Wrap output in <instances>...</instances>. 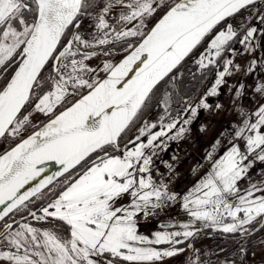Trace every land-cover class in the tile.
Returning <instances> with one entry per match:
<instances>
[{
    "label": "snow or ice",
    "instance_id": "6c2138e0",
    "mask_svg": "<svg viewBox=\"0 0 264 264\" xmlns=\"http://www.w3.org/2000/svg\"><path fill=\"white\" fill-rule=\"evenodd\" d=\"M255 2L178 0L146 35L141 31L144 21L164 6L163 0L123 4L128 12L119 20L130 26L119 30L106 19L110 5H105L95 16V34L85 39L79 32V17L91 15L88 9L95 0H0V69L6 74L15 66L0 87V138H18L36 128L0 154V261L115 264L119 259L156 264L183 254L181 245L193 249L187 242L199 234L197 222L214 231L242 235L250 234L249 226L258 218L264 226V180L258 182L259 186L250 183L243 192L238 187L257 161L264 163V104L253 110L255 122L246 115L234 132L243 140V150L232 143L182 197L170 192L162 177L156 180L152 176L153 159L146 154L149 149L155 154L165 146L156 143L158 138L175 140L185 134L186 128L178 127L179 117L161 124L160 131L152 132L156 125L145 124L122 155H110L106 150H120L121 135L133 124L157 85L206 38L210 36L195 61L201 70L217 64L222 53H235L231 43L238 30L227 21ZM256 18L264 24V13ZM257 31L255 26L249 27L240 37L245 52L254 51ZM260 31L264 33V28ZM141 36L137 46L128 44L129 54L118 64L104 61L107 78H91L89 74L95 69L87 61L99 54H113L104 46H123V42ZM255 63L250 62L249 71ZM233 67L240 68L233 59L225 58L206 96L218 94ZM83 89L88 90L86 94L56 114L58 107L68 104L70 97ZM255 90L264 93V85ZM167 101L165 97V108ZM28 107L31 112L26 111ZM198 108L209 109L210 105L205 98L197 106L189 104L184 111L191 116L183 120V125L191 123ZM33 113L51 118L42 126L34 125ZM98 151L103 155L91 160L78 178L65 181L63 190L49 199L56 192L58 178L87 163ZM49 162L59 166L58 170L40 178ZM126 196L129 203L116 206ZM178 199L188 221L164 225L165 230L155 232L152 239L137 234V215L155 214V210ZM31 221L50 226L37 227ZM197 252L186 258V264H203Z\"/></svg>",
    "mask_w": 264,
    "mask_h": 264
},
{
    "label": "rangeland",
    "instance_id": "374dc122",
    "mask_svg": "<svg viewBox=\"0 0 264 264\" xmlns=\"http://www.w3.org/2000/svg\"><path fill=\"white\" fill-rule=\"evenodd\" d=\"M168 2H171V0H169ZM173 3L167 6L166 9L170 7ZM166 9L163 10L162 13L157 18L150 21L148 29L157 19L161 18V15L166 11ZM146 27L147 26L144 25L141 31L146 30ZM246 30L247 28L242 32L241 36ZM231 48L236 50L235 53H223L222 54V58H219L218 60L215 77L212 80V82L204 90H201L200 92H198V94L193 95L189 97L188 99L186 98L187 101L184 104L183 108L179 109L175 116H170L163 121V124L166 125L172 120H176L179 117V125L184 126L186 128V132L184 134V136H186L187 134L190 133L191 129L198 127L199 125L202 126L207 121L210 122L211 120H215L214 124L211 126V130H209V134L206 136L204 140V144L200 147L201 149L199 148L200 152H197V155L195 157L191 158L188 156L185 159L187 170L188 169L190 170L192 167H194L195 170L198 172L195 178L190 183L187 191L191 189L198 180H200L203 176H205L210 171L212 163L216 159H219L220 156L229 149L232 143L239 144V146L243 150L244 148L243 140L237 139L234 133L228 134L225 131L224 127L222 126V122L224 121L228 122L231 126L235 127L237 130V128L241 125L246 115L249 117L251 122H255L257 117L255 115H252L253 110H255L258 105L264 104V93H257L255 90L258 85H264V53H263V50H261V48H255L254 51L245 52L243 46L240 45L239 43L236 47H231ZM241 51H244L245 53H247V55L249 56V61H247L246 64L242 68L241 67L239 68L240 71H238L235 67L232 68L231 74L225 77L226 82L222 84L221 86H219L217 95L206 96V93L211 88V86L214 84L215 79L217 78V72L223 69L224 59L231 58L234 60L235 65H237L238 61H240L241 63V61L243 60V57L241 55L237 56V54ZM252 60H255L256 63L255 65L251 66V71H249L248 69L250 66V62ZM236 73L242 75V80L237 86V88L233 90L234 83H232V80H233V77L236 75ZM176 74L177 73L173 71L169 75V78H168L169 83H172L175 81L174 78ZM98 78L99 77L97 76L95 80H97ZM241 85H243L242 88H241ZM237 92H239L240 94L237 95ZM163 93L165 97L168 98V101H170L169 98L171 97H169L170 94L167 92V90H165ZM224 96L227 97L226 103H224L225 102ZM201 98L206 99V102L210 105V108L209 109L198 108L197 115L194 118H192L191 123L188 125H183V120L188 119L191 116V113L190 112L185 113L184 109L189 104H191L192 106H197ZM217 104L221 105V107L217 108L216 107ZM160 106H162L164 110L166 111V108L164 105L160 104ZM246 106L248 107L247 109H246ZM243 109H246V114L242 117L241 122L239 124H236L234 122V118L237 116V114L239 115ZM26 111L31 112L32 109L29 107V108H26ZM46 118L47 116H43L37 113L36 114L33 113L31 117L33 124L35 123L39 124L41 123V121L45 120ZM160 127L155 130H151V131L152 132L160 131ZM176 130L177 129L172 130V133L170 134H174ZM146 137L147 135L145 136L144 139H146ZM7 138H10V137H7ZM11 139L14 140V138H11ZM164 139H165L164 137H160L158 138L156 143L160 144L161 142H163ZM209 153H211V158L209 157ZM122 154H123V151L115 152L110 155H122ZM146 154L152 156L153 165H152L151 171L153 173V172H156V170H159L162 167L163 163L165 165L167 161V156H172L173 151L172 149H168L166 151L164 147H160L155 151V154H153L151 149L147 150ZM262 180H264V163H260L259 161H257L254 164V166L250 169L247 178L239 182L238 187L242 188L241 190L243 192V190H245L250 183H254V182L258 183ZM258 186H259V183H258ZM185 193H182V194L179 193L178 196L182 197ZM128 203H129V197L127 196L124 197V199L120 201V205L121 204L126 205ZM147 218H151V219H144L141 217V214H139L137 215V217H135V220H136V225H137V234L146 236L149 239L153 238V234L155 232L165 230L163 227H158V226L156 227L155 225L156 222H159L161 220H170L172 218H184L188 220L190 219L187 216V214L182 210L179 199L174 204L166 205L162 209L155 210V214H152L151 216ZM257 221H255L254 223H256ZM226 222H230V220ZM207 228H210V227H207ZM204 229H206V227H203V230ZM168 230L173 231V230H179V229L169 228ZM220 232L224 233L223 231H220ZM200 237L202 239L201 241H203L201 243L203 247L199 246L198 244L199 238H196L193 242V249L191 252V257L193 256L194 250H198L197 255L199 256V259L202 262H204L203 258H205L206 253L214 252V249L209 241V239H211V234L202 233ZM151 246H154L157 248L168 247V245H151ZM181 247H185V245H181ZM243 250H244L243 251L244 256L247 258L248 261H255L256 259H259V258L264 259V240L259 241V242H254L250 244L249 246H246L245 248H243ZM187 255H188V251L185 248V251L182 254V256L183 258H185L187 257ZM173 259L174 257L166 258L162 262H156V264H171L173 262ZM0 263L6 264V262L4 261H0ZM117 264H133V262H127V261H122L118 259Z\"/></svg>",
    "mask_w": 264,
    "mask_h": 264
},
{
    "label": "flooded vegetation",
    "instance_id": "af4514ba",
    "mask_svg": "<svg viewBox=\"0 0 264 264\" xmlns=\"http://www.w3.org/2000/svg\"><path fill=\"white\" fill-rule=\"evenodd\" d=\"M168 1L169 0H164L163 1L164 6L158 9L155 12V14H153L151 17H147L145 19L144 25H146L147 27H146V30L142 31L143 34L148 30L150 21L157 18L162 13V11L166 9L167 6H169L171 3L175 2L176 0H171V2H168ZM129 2H131V0H122V3L118 2V0H95L94 6L88 9V12L91 13V15H82L79 17L80 34L85 39L92 38V36L95 34V16L100 11V9L103 8L105 5H110L109 11L106 15V19L108 20L109 24L114 25L117 28V30L123 27L130 26V25L120 23V20H119L122 14H127L128 12V9L123 7V4H127ZM258 13H264V0H256V2L253 5L249 6L246 9L241 10L240 13H238L236 16H234L233 18H230L227 21L228 23L233 24L234 28L238 30V36L235 38L234 42L231 43V47H236L238 45L240 36L246 28L255 26L258 29V31L255 34V40L253 42L254 49L261 48V50H263V53H264V33L260 31V29L264 28V24H261L259 19L256 18ZM219 27H223V25ZM219 27L216 29V31L219 30ZM210 35H214V33ZM209 38L210 36L206 38L199 46H197L196 49H194L195 51L193 52V57H196L194 61H196L199 58V54L202 52V49L205 47V44ZM138 39H140V37L131 38L128 41L123 42V46H121L120 43H117L115 47H112L110 45L104 46L105 50H108L109 48H111L113 54L109 56L99 54L97 56L92 57L91 60L87 61L89 66L95 69L93 73L89 74L91 78L95 79L97 76L98 77L102 76L105 73V71H103L104 61L107 60V61H110L112 64H114V62L122 54H124L125 52L129 50L127 47L128 44L131 43L132 45H134L136 41H138ZM238 55H241L243 57V60L241 61V63L240 61H238V64H237L242 68L246 64V62L249 61V56L244 51L239 52L237 56ZM217 60H219V58H217ZM217 65L218 64H214L210 66L208 69H203L204 71H202L199 68V66L196 63H194L193 68L195 71L193 70L194 71L193 73L197 75L200 80L206 79L207 76L211 75L212 73L213 75H211V77L213 79L215 76ZM49 67H46V69L44 70L45 77H47V75L49 74ZM11 71H12V68H9L8 72L5 74L3 73V70L0 69V87H2L4 83L7 81ZM181 71L182 69L180 70V72ZM237 73L233 77V80H232V83H234L233 90L237 88V86L242 80V75L237 74ZM84 90L85 89H83V91ZM79 93H77L76 95H78ZM76 95L70 97L69 102H71L76 97ZM158 101H160V98ZM61 107L62 106H60L59 108ZM151 108H152L151 105L147 102L142 110L149 112ZM142 110L138 114L137 118L134 120L133 124L125 131V133L121 135L119 139L120 150L116 151L113 148H107L106 150L109 152V154H112L115 152H122L125 147L132 146L131 144H129V141L134 140V138L137 135H139V129L143 127L145 124H148V125L154 124V122L150 124V122L147 121V119L145 120V116H144L145 114H142ZM244 113L245 111L243 109L239 115L243 116ZM234 120H236V124H239L241 122V119L234 118ZM34 125H36V123ZM159 127L160 125L159 126L156 125V127L153 129H150V131L155 130ZM18 138H14V140L11 138L6 139L5 141H7L9 144H5V142L0 143L1 146H3V148H1L0 153L3 152L5 149H7L9 145L14 143ZM144 138L145 137H141V139H144ZM100 154L102 153L98 151L96 154H93L90 157L87 163L82 164L81 166L77 167L74 171H70L68 174H65L64 176L58 178L54 184V187L56 188V192L54 195L50 196L49 199L55 198V195H58L59 192L63 190L65 181L69 180L70 178L72 180L77 178L78 175L81 174L85 170V168L90 165L91 160H95L96 157ZM40 206H41L40 204L36 205V207H40ZM116 206H120V202ZM141 217L144 219H151V218H147L143 216V214H141ZM260 219L261 218H259L258 221L254 223L253 225H250L249 227L250 234L248 235H242L239 232L222 233L218 230L214 231L210 228H206L203 230V226L201 225V223L197 222L195 226L196 228L200 229L199 234L196 237L190 239L187 243L193 244L194 240L196 238H199L198 244L200 247H203L201 244L203 241H201L202 239L200 235L202 233L211 234V239H209V241L211 245L213 246L214 252L206 253L205 258H203L204 260L203 264H264V259L262 258L256 259L255 261H248L247 258L244 256V253L241 252V249L245 248L246 246H249L250 244L254 242H259V241L264 240V226H261ZM31 222L33 223L34 226L41 227V228L50 226L44 222H39V223L36 221H31ZM251 229H255V231H251ZM223 242L224 244H222ZM184 248H186V250L188 251L187 257L183 258L182 254L178 256H174L173 262L171 264H186V258L191 257L192 249H188L187 244H185ZM117 263H118V259L115 261V264Z\"/></svg>",
    "mask_w": 264,
    "mask_h": 264
},
{
    "label": "trees",
    "instance_id": "16d2710c",
    "mask_svg": "<svg viewBox=\"0 0 264 264\" xmlns=\"http://www.w3.org/2000/svg\"><path fill=\"white\" fill-rule=\"evenodd\" d=\"M195 50H193L194 52ZM193 52L191 54H193ZM190 54V55H191ZM190 55L186 57L180 65L177 66L176 69L173 71H176L178 69H182V71L178 74H176L174 78V82L169 83L168 78L169 75L161 81L156 89L154 90L151 99L148 101V103L151 105V110L149 112L142 110V114H145V119L147 121L153 120L154 125L161 126L163 124V121L167 119L170 116H173L174 113L181 109V107L184 106L186 103V100H182L183 97H187V99L193 95L198 94L201 90H204L207 85L212 80L211 75H208L206 79L200 80L197 75H195L193 72L195 71L193 68L194 63L190 59ZM12 70L15 68V66L11 67ZM215 69V68H214ZM194 70V71H193ZM204 71V70H202ZM12 72V71H11ZM10 72V73H11ZM169 90L171 95V104L169 106V113L165 116H163L164 108L160 106V103L158 102L161 94L163 91ZM59 108V107H58ZM58 108L56 110H58ZM163 118V119H161ZM3 139V140H2ZM6 139H9L7 137L0 138V143L5 142V144H9ZM3 146L0 144V151ZM156 227H162L160 222L155 223ZM224 244V242L222 243Z\"/></svg>",
    "mask_w": 264,
    "mask_h": 264
},
{
    "label": "built area",
    "instance_id": "2783aa9c",
    "mask_svg": "<svg viewBox=\"0 0 264 264\" xmlns=\"http://www.w3.org/2000/svg\"><path fill=\"white\" fill-rule=\"evenodd\" d=\"M210 124L196 129L189 137L183 139L175 147V154L167 157L165 165L163 164L159 170L151 173L152 176L159 180L161 177L168 185L170 192L182 193L184 192L195 173H188L185 159L189 157H195L199 148L204 143V139L209 132ZM174 140H166L165 146L168 147ZM170 166V167H169Z\"/></svg>",
    "mask_w": 264,
    "mask_h": 264
},
{
    "label": "water",
    "instance_id": "95a60500",
    "mask_svg": "<svg viewBox=\"0 0 264 264\" xmlns=\"http://www.w3.org/2000/svg\"><path fill=\"white\" fill-rule=\"evenodd\" d=\"M176 2H178V0H176L172 5H174ZM172 5H171V6H172ZM167 9H168V8H167ZM167 9H166V11H167ZM166 11H165V12H166ZM165 12L161 15V18H162V16L165 14ZM161 18H160V19H161ZM160 19H157V20L151 25V27L148 29V31H147L144 35H146V34L151 30V28H152V27H153V26H154V25H155ZM141 40H142V37H141V38L139 39V41L135 44V46H137V45L141 42ZM206 45H207V42H206V44H205V47H206ZM205 47L202 49V52L205 50ZM202 52H201V53H202ZM127 53H129V52H127ZM127 53H126V54H127ZM126 54H125V55H126ZM125 55H123L120 59H122ZM195 58H196V57H193V56L190 57L191 61L194 62V63H195V61H194ZM120 59H119V60H120ZM119 60H118V61H119ZM118 61H117V62H118ZM117 62H116V63H117ZM116 63H115V64H116ZM134 67H135V66H134ZM14 70H15V68H14ZM14 70H13V71H14ZM13 71H12V72H13ZM11 74H12V73H11ZM106 74H107V73H106ZM131 75H134V72L129 74V78H130ZM10 76H11V75H10ZM10 76H9V78H10ZM104 76H105V75H104ZM104 76H103V77H104ZM103 77H102V78H103ZM9 78H8V79H9ZM126 79H127V78H126ZM6 82H7V81H6ZM6 82H5V83H6ZM5 83H4V84H5ZM3 86H4V85H3ZM3 86H2V87H3ZM83 94H84V93H83ZM80 96H81V95H80ZM76 99H77V98H76ZM76 99H75V100H76ZM75 100H74V101H75ZM74 101H73V102H74ZM73 102H71V103H73ZM71 103H70V104H71ZM70 104H68L67 106H70ZM67 106H65V107H67ZM62 110H64V107H63L62 109H60L59 111H62ZM59 111H57L56 114H58ZM50 118H51V117H49L48 119H50ZM48 119H46L44 122H42V123L40 124V126H42L44 123H46V122L48 121ZM224 128H225V130H226L229 134H232V133L235 131V129H234L233 127H231V126L229 125V123H226V122L224 123ZM35 130H36V128L32 129L31 131H35ZM31 131H29L27 134H25V135H23L22 137H20V138H19L17 141H15L10 147H14L15 144L19 143V142H20V139L26 138V136L29 135V134L31 133ZM10 147H8V148H7L6 150H4L3 152L7 151ZM3 152H2V153H3ZM2 153H0V154H2ZM102 155H103V153L100 154V155H98V156H102ZM96 158H97V157H96ZM58 167H59V166L55 165L54 163H51V162L47 163V164L45 165V173H43L42 176H41L40 178H42L43 175H45V174H47V175H51L53 172H55V171L58 170ZM40 178H37V181H38ZM32 183H35V182H32ZM29 186H31V185L25 186V189H27ZM0 207H2V206H0ZM186 221H188V219H184V218H180V219H170V220L162 221V225L164 226V225H167V224H173V223L179 224V223H181V222H186ZM259 226H260V225H259ZM259 226H258V227H259ZM258 227H257V228H258ZM257 228H256V229H257Z\"/></svg>",
    "mask_w": 264,
    "mask_h": 264
},
{
    "label": "bare ground",
    "instance_id": "6f19581e",
    "mask_svg": "<svg viewBox=\"0 0 264 264\" xmlns=\"http://www.w3.org/2000/svg\"><path fill=\"white\" fill-rule=\"evenodd\" d=\"M128 54H129V53H127L126 55H128ZM126 55H125V56H126ZM125 56H124V57H125ZM124 57H123V58H124ZM123 58H122V59H123ZM122 59H120L116 64H118ZM105 78H107V74H105V76H104L103 78H100L99 80H103V79H105ZM87 91H88V90H87ZM87 91H86L84 94H86ZM84 94H82V95H84ZM82 95H81V96H82ZM81 96H79L76 100L80 99ZM76 100H75V101H76ZM75 101H74V102H75ZM74 102H73V103H74ZM25 190H26V189H25Z\"/></svg>",
    "mask_w": 264,
    "mask_h": 264
},
{
    "label": "crops",
    "instance_id": "0c3cea01",
    "mask_svg": "<svg viewBox=\"0 0 264 264\" xmlns=\"http://www.w3.org/2000/svg\"><path fill=\"white\" fill-rule=\"evenodd\" d=\"M170 97V96H169ZM169 100H170V98H169ZM164 102H165V95H164V93H162V95H161V97H160V103L162 104V105H164ZM169 103H170V101H168ZM169 105V104H168Z\"/></svg>",
    "mask_w": 264,
    "mask_h": 264
}]
</instances>
